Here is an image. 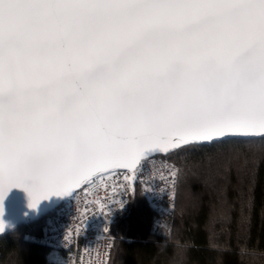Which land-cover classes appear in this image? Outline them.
I'll return each instance as SVG.
<instances>
[{"label": "snow or ice", "instance_id": "1", "mask_svg": "<svg viewBox=\"0 0 264 264\" xmlns=\"http://www.w3.org/2000/svg\"><path fill=\"white\" fill-rule=\"evenodd\" d=\"M233 139L264 142V0H0V215Z\"/></svg>", "mask_w": 264, "mask_h": 264}, {"label": "trees", "instance_id": "2", "mask_svg": "<svg viewBox=\"0 0 264 264\" xmlns=\"http://www.w3.org/2000/svg\"><path fill=\"white\" fill-rule=\"evenodd\" d=\"M167 156L179 169L173 214H159L135 180L111 230L109 264H264V142L186 145ZM41 220L0 236V264H47L46 247L24 236Z\"/></svg>", "mask_w": 264, "mask_h": 264}, {"label": "built area", "instance_id": "3", "mask_svg": "<svg viewBox=\"0 0 264 264\" xmlns=\"http://www.w3.org/2000/svg\"><path fill=\"white\" fill-rule=\"evenodd\" d=\"M177 169L168 156L153 155L141 159L135 171L113 169L95 175L44 215L39 231L28 229L24 236L46 247L47 264H109L111 230L129 208L134 181L159 214L170 216L177 200L179 180L174 192L171 182Z\"/></svg>", "mask_w": 264, "mask_h": 264}, {"label": "water", "instance_id": "4", "mask_svg": "<svg viewBox=\"0 0 264 264\" xmlns=\"http://www.w3.org/2000/svg\"><path fill=\"white\" fill-rule=\"evenodd\" d=\"M183 146L186 145H182L181 147ZM175 150L177 149H172L169 150L168 152H161V151L151 152L147 154L145 157H149L153 155L167 156L168 154H170ZM131 181H133V175L131 177ZM84 184H82L79 188L70 191L68 194L65 195L53 194L49 196L47 199H42L35 208L29 207L30 197L25 189L20 187H12L8 191L7 195L5 196L2 202L3 214L0 215V222L3 223L4 230L0 232V236L14 231L21 224H29L31 222H34L42 218L47 213L51 212L55 207L60 205L67 197L72 195L76 190L80 189Z\"/></svg>", "mask_w": 264, "mask_h": 264}]
</instances>
